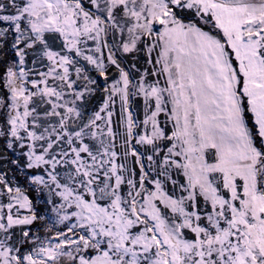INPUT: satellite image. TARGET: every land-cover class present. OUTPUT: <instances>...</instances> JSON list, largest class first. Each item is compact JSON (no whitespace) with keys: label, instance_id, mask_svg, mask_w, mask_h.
I'll return each instance as SVG.
<instances>
[{"label":"snow or ice","instance_id":"1","mask_svg":"<svg viewBox=\"0 0 264 264\" xmlns=\"http://www.w3.org/2000/svg\"><path fill=\"white\" fill-rule=\"evenodd\" d=\"M0 264H264V0H0Z\"/></svg>","mask_w":264,"mask_h":264}]
</instances>
